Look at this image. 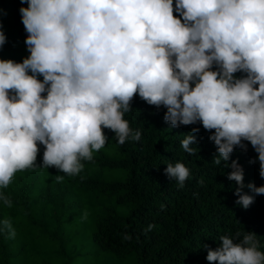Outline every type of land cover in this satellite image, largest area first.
I'll return each mask as SVG.
<instances>
[{"label": "clouds", "instance_id": "obj_1", "mask_svg": "<svg viewBox=\"0 0 264 264\" xmlns=\"http://www.w3.org/2000/svg\"><path fill=\"white\" fill-rule=\"evenodd\" d=\"M20 2L28 5L19 11L29 55L22 62L0 59V188L25 169L79 174L82 161L105 146L104 129L120 145L139 141L141 132L124 119L138 94L163 106L172 128L202 124L210 132L213 163L231 169L237 204L247 209L264 195V185L244 184L238 160L228 163L235 148L247 151L250 142L257 153L250 163L259 161L264 178V0ZM6 42L0 24V48ZM199 131L193 127L180 142L190 155ZM164 171L179 187L190 176L181 162ZM0 200L11 207L2 193ZM2 225L0 231L15 236L9 220ZM219 241L207 250L209 264H264L255 233L237 231Z\"/></svg>", "mask_w": 264, "mask_h": 264}, {"label": "trees", "instance_id": "obj_2", "mask_svg": "<svg viewBox=\"0 0 264 264\" xmlns=\"http://www.w3.org/2000/svg\"><path fill=\"white\" fill-rule=\"evenodd\" d=\"M22 6L28 5H21L20 0H0L2 11L10 15L25 41L28 33L21 22ZM174 15L178 16L175 12ZM131 106L124 119L131 129L141 132L139 141L129 138L120 145L115 133L104 129L121 157L107 163L126 168V178L119 183L78 178L77 185L83 186L86 195L83 202L73 205L79 210L71 213L62 194L67 188L73 191L76 176L58 172L55 167L48 173V183L54 185L49 191L36 189V181L26 182L25 178L24 182L12 179L7 188H0V193L12 201L8 207L0 200V227L7 219L15 231V236L6 229L0 231V264H70L75 255L65 252L71 241L68 225L74 219L71 217L82 215L83 211L92 219L90 236L96 254L101 253L112 264H120L127 257L134 264H209L208 248L216 249L221 235L234 236L237 231L255 233L260 251L264 252V195L255 196L247 209L236 203L238 186L227 179L231 169L224 168L223 161L219 166L213 163L217 149L208 139L210 132L202 124L172 128L164 120L166 109L147 104L138 94ZM193 127H199L200 131L194 134L197 142L191 145L198 149L190 155L180 142ZM244 143L248 145L247 151L235 148L228 163L238 160L245 185L262 186L264 178L259 175V161L250 163L257 153L250 142ZM91 162L82 161L88 166ZM176 162L190 170L183 187L164 171L168 163ZM57 175H63L64 180L56 183ZM115 190L122 192L115 195ZM244 191L253 195L247 187ZM110 199L117 204L126 202L128 211L117 214ZM149 225L153 226L150 230ZM60 232V244H56Z\"/></svg>", "mask_w": 264, "mask_h": 264}, {"label": "rangeland", "instance_id": "obj_3", "mask_svg": "<svg viewBox=\"0 0 264 264\" xmlns=\"http://www.w3.org/2000/svg\"><path fill=\"white\" fill-rule=\"evenodd\" d=\"M0 24H2V30L6 35L7 42L0 48V59L4 60H14L16 62H22L23 58L27 57L29 53L27 52L26 45L24 40L20 37L16 26L13 23L10 15L4 13L0 7ZM39 79H43L39 77ZM39 152L37 154V164H42L44 146L39 145ZM121 157L115 152L114 146L111 140L108 138L105 146L99 151H94L93 159L91 160V166L83 164L82 171L75 175L76 181L74 182V189H64L63 191V200L70 206L71 213L79 210L74 204H78L80 201L83 202V199L86 198L82 188L79 186L78 178L95 180L100 183H119L123 182L126 178V168L120 165L111 166L107 161H118ZM50 170H54V167L49 168H40L37 167L35 170L25 169L17 171L13 176V181L21 180L29 182L30 180H35L36 189H42L41 191H49L54 185L48 183V173ZM58 171V170H57ZM25 178V180H24ZM55 182L57 183L56 179ZM98 190V189H96ZM35 193H40L34 191ZM122 191L115 190L114 194L119 195ZM115 198V196H113ZM114 200V199H113ZM110 199V204L116 210V213L119 215L125 214L128 209L127 203L117 204L115 201ZM123 204V205H122ZM70 213V214H71ZM82 215H77L76 217H71L70 214L68 217L74 218L71 224L68 225V232L70 233V242L65 246V252L68 255L74 254L75 257L70 264H112L111 261L105 259L101 253L96 254L97 248L95 244L91 241V225L92 219L90 214L87 213V218L83 219ZM71 230V232H70ZM73 234V235H72ZM72 235V236H71ZM68 236L66 230L63 231V237ZM62 237L61 232L56 235V244H60V238ZM53 250V248H52ZM51 250V251H52ZM77 255V257H76ZM120 264H134L133 260L127 257V260Z\"/></svg>", "mask_w": 264, "mask_h": 264}]
</instances>
